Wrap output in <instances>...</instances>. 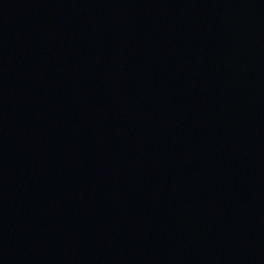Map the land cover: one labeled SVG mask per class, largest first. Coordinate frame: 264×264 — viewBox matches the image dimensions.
<instances>
[{
    "label": "water",
    "instance_id": "1",
    "mask_svg": "<svg viewBox=\"0 0 264 264\" xmlns=\"http://www.w3.org/2000/svg\"><path fill=\"white\" fill-rule=\"evenodd\" d=\"M0 264H264V0H0Z\"/></svg>",
    "mask_w": 264,
    "mask_h": 264
}]
</instances>
